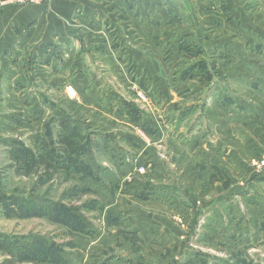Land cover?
Segmentation results:
<instances>
[{
    "label": "rangeland",
    "instance_id": "rangeland-1",
    "mask_svg": "<svg viewBox=\"0 0 264 264\" xmlns=\"http://www.w3.org/2000/svg\"><path fill=\"white\" fill-rule=\"evenodd\" d=\"M157 1L154 14L158 17V12L169 13L167 7L175 9L178 2ZM196 19L194 25L186 18L182 23L155 21L154 48L148 57L154 63L153 83L131 68L132 59L122 52L116 63L120 72L111 71L116 64L110 56L109 62V54L100 59L89 56L95 65L109 68L107 80L112 84L107 81L106 90L120 97L100 108L112 114L119 102L128 99L141 107L134 113H144L142 123L157 122L160 131L132 125L124 105L116 119L102 114L96 95L91 99L95 102H83L75 84L69 94L71 85L44 89L94 138V148L83 157L93 176L57 170L46 162L24 169L9 144L20 142L38 152L43 139L52 141L45 129L54 115L52 108L33 104L32 90L25 88L0 103V237L39 236L64 247L68 264H264V169L258 164L264 159V0H212L201 15L196 12ZM184 31L192 35H182ZM181 39L185 49H180ZM138 58L144 62L143 56ZM199 60L207 62L212 80L181 81V71ZM187 92L191 98L183 99ZM185 118H191L189 128ZM190 127L203 131L199 162L178 146L192 137ZM146 149L156 152L154 164L147 162L151 159ZM123 176L127 179L122 181ZM131 185L136 193L153 186L178 196L168 201L167 196L161 198L164 194L148 202L127 199L126 208L122 194L129 193ZM3 197L62 202L81 216L88 234L46 217L10 214ZM177 210L184 212L178 216ZM114 216L118 221L124 218L125 225L113 222ZM150 226L159 228V234L161 229L174 238L180 234L181 239L157 247L149 238ZM138 227L140 234L135 232ZM0 264L38 263L13 261L0 250Z\"/></svg>",
    "mask_w": 264,
    "mask_h": 264
},
{
    "label": "crops",
    "instance_id": "crops-1",
    "mask_svg": "<svg viewBox=\"0 0 264 264\" xmlns=\"http://www.w3.org/2000/svg\"><path fill=\"white\" fill-rule=\"evenodd\" d=\"M203 1L205 2L203 3ZM211 1L178 0L175 9L169 6L167 8H170V12H161V14L158 12L159 17L154 14V7L158 4L157 0H49L44 5H6L0 9V103L13 98L18 93L17 89L25 88L32 90L30 94L35 98L33 104L54 103L57 105V102L44 89L52 87L57 90L59 87L71 85L67 88L69 94L75 84L79 90L81 89L79 97L82 98L83 102H95L91 99L96 95L100 112L116 119L120 117V108L123 109L121 106L124 105V102L122 104L119 102L116 108L113 109L115 112L112 114H106L100 108V105L110 103L114 99H120V94L117 91L118 99L112 95L113 90H106L107 72H111L115 68L117 72H120L118 65L120 61L117 59V57H121L118 56L119 52L123 53V57L132 59L128 61V65H132L131 68H134L136 72L142 71V77L151 79V83H153L152 80L155 79L154 63L149 62L148 57L152 55L154 48L155 21H158L156 24L163 22L182 23L186 18V22L188 21L194 25L198 20L196 19V12L201 15L202 10L204 11L206 8V2L211 3ZM161 8L163 9V5H161ZM186 8L188 11H186ZM215 20L213 19V24H216ZM125 25L128 27L127 30H124ZM188 33V31H184L182 35ZM189 35L192 34L189 33ZM103 53L109 54L108 57L110 56L115 64L118 63L111 67V71L109 68L99 66L102 64L96 63L95 65L90 61V55L100 59L104 55ZM62 55H65V58L63 57V61H60ZM142 56L144 62L139 63L138 57ZM110 57L109 62H112ZM72 73L80 76V79H74L75 76ZM60 76L63 79L59 80ZM158 78L160 77L158 76ZM194 80H198V78L188 79L185 82ZM93 83H96L97 86ZM108 83L112 84L111 81H108ZM189 94L187 92L183 99L191 98ZM125 100L135 111L141 108L134 102L128 99ZM169 103L168 99L167 105ZM217 105L219 106V104ZM124 108L127 112L128 107L124 105ZM51 111L54 114L55 109L52 108ZM147 112L145 111L146 116L149 117ZM143 115V112L137 113V121L132 122V125H140L145 129H148L149 125L154 129L153 131H160L157 122L142 123ZM126 118L127 121H130L128 116L122 117L123 120ZM189 119L185 118L184 120V124L188 128L190 122L187 120ZM197 124L202 126L199 119ZM191 128L188 131L192 132V137L187 139V142H184L183 145L178 146L180 149L187 150L189 155L196 156L199 162L198 150L200 148L198 142L202 141L203 131L201 132L200 129L198 132L199 127L197 129ZM149 131H152V129H149ZM184 136L185 134H183ZM190 140H194V144L190 143ZM146 151L149 156L147 157L148 160L151 159L147 162L154 164L158 158L156 152L154 149H146ZM124 179H127V177H120V180L123 181ZM132 186L135 185L130 186L129 193L122 194L124 198L123 207L127 208V199L128 202L138 198L148 202L149 200H159V196L164 194L161 198L167 196L165 201H168V198L174 199L178 196V194L176 196V194L170 192L155 190L153 186H150L147 192L136 193L132 191ZM182 198L180 197L178 200H182ZM128 210L133 211L130 207H128ZM124 212H126L125 209ZM182 212L184 211L179 210L176 214L181 216ZM117 218L116 216L112 217L113 222L124 226L125 219L118 221ZM134 221L137 224L136 218H134ZM135 229H137L135 232L141 233L139 227ZM150 231L153 233L149 238L155 241L157 247L160 246V243L170 244L181 239L180 234H175L174 238L172 234L163 229H161L163 233L159 234V228L153 226H150ZM84 233L85 235L88 234V229ZM99 246H101V243H99Z\"/></svg>",
    "mask_w": 264,
    "mask_h": 264
},
{
    "label": "trees",
    "instance_id": "trees-1",
    "mask_svg": "<svg viewBox=\"0 0 264 264\" xmlns=\"http://www.w3.org/2000/svg\"><path fill=\"white\" fill-rule=\"evenodd\" d=\"M181 39L180 49H185ZM204 77L212 80L207 62L199 60L180 73V80ZM55 109L54 115L45 124L46 135L52 141L43 139L40 150L33 151L23 145L14 142L9 144L13 158L24 164V169L35 167L39 162H46L55 169H62L68 173L76 172L85 176L95 175L91 167L86 164L83 157L94 148V138L85 133L84 125L67 111L60 109L58 105L51 103ZM129 116L132 122L137 121V113L128 104ZM3 204L10 214L20 218L46 217L54 223L68 227L73 232L84 233L86 224L80 215L62 202H54L48 199L21 200L3 197ZM0 250L7 253L13 261H29L38 264H68L63 256L64 247L49 243L39 236H8L0 237Z\"/></svg>",
    "mask_w": 264,
    "mask_h": 264
},
{
    "label": "built area",
    "instance_id": "built-area-1",
    "mask_svg": "<svg viewBox=\"0 0 264 264\" xmlns=\"http://www.w3.org/2000/svg\"><path fill=\"white\" fill-rule=\"evenodd\" d=\"M49 0H3L0 2V9L6 5H44ZM138 96L143 100L146 101V95L142 92L138 93ZM141 134H144L143 132H140ZM143 138L144 135H142ZM146 139V138H145ZM260 169H264V159L258 162ZM140 173L144 174L145 169L144 167H140L139 169Z\"/></svg>",
    "mask_w": 264,
    "mask_h": 264
}]
</instances>
